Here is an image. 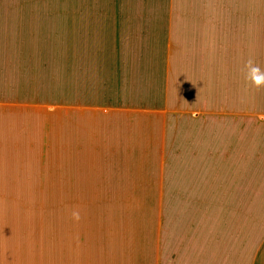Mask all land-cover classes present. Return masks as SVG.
I'll return each instance as SVG.
<instances>
[{"label": "crops", "instance_id": "1", "mask_svg": "<svg viewBox=\"0 0 264 264\" xmlns=\"http://www.w3.org/2000/svg\"><path fill=\"white\" fill-rule=\"evenodd\" d=\"M249 59L264 0H0V264H264Z\"/></svg>", "mask_w": 264, "mask_h": 264}, {"label": "rangeland", "instance_id": "2", "mask_svg": "<svg viewBox=\"0 0 264 264\" xmlns=\"http://www.w3.org/2000/svg\"><path fill=\"white\" fill-rule=\"evenodd\" d=\"M219 43L220 42L215 43L214 48L219 47ZM253 44H256V42H250L251 48H253ZM20 187H21V192L26 194L27 196L29 195L39 196V195H44V194H55V193H58L59 195L65 192L66 186L64 183H61V182L50 184V181L47 179H43L41 182H35V181L33 182L32 179L30 180L29 178H27L26 183L21 184ZM50 188H52V190ZM53 188H57V190H53ZM31 201H34L35 203H37V200H31ZM53 202L55 203L54 209L56 210V213L64 216L65 208L67 205L66 200H56Z\"/></svg>", "mask_w": 264, "mask_h": 264}, {"label": "clouds", "instance_id": "3", "mask_svg": "<svg viewBox=\"0 0 264 264\" xmlns=\"http://www.w3.org/2000/svg\"><path fill=\"white\" fill-rule=\"evenodd\" d=\"M245 67L248 70L246 79H250L257 87L264 85V70H262L258 64H255L252 59H249L246 62ZM73 216L78 218V213L74 212Z\"/></svg>", "mask_w": 264, "mask_h": 264}]
</instances>
